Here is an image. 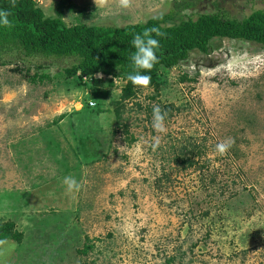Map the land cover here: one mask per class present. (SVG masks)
Returning a JSON list of instances; mask_svg holds the SVG:
<instances>
[{
    "label": "rangeland",
    "instance_id": "obj_1",
    "mask_svg": "<svg viewBox=\"0 0 264 264\" xmlns=\"http://www.w3.org/2000/svg\"><path fill=\"white\" fill-rule=\"evenodd\" d=\"M35 1L55 15L58 0ZM172 1L67 0L63 20L123 27ZM218 9L241 19L264 0H201L193 12ZM212 46L168 70L160 92L122 102L119 118L121 80L79 89L52 78L71 59L0 67V225L20 236L0 240V264H264V49ZM28 67L52 80L28 81ZM94 97L100 112L88 116ZM157 105L163 133L152 126ZM67 176L79 191H67Z\"/></svg>",
    "mask_w": 264,
    "mask_h": 264
},
{
    "label": "trees",
    "instance_id": "obj_2",
    "mask_svg": "<svg viewBox=\"0 0 264 264\" xmlns=\"http://www.w3.org/2000/svg\"><path fill=\"white\" fill-rule=\"evenodd\" d=\"M66 1L58 0L55 15L46 16L35 0H15V6H12V0H0V10H8L11 13L8 18L12 22L11 27L0 26V67L28 63L40 70L47 67L45 61L51 58L71 59L70 65L52 78L61 77L79 89L85 85L94 89L113 88L114 79L121 80L124 85L118 99L113 102L117 118L120 117L122 102L135 97L141 89L133 86L127 76L132 71V38L146 28L158 27L164 33L157 37L160 43L157 49L159 63L151 72L145 73L151 76L147 89L155 93L165 85L168 70L187 60L192 51L211 54L214 40L244 41L264 49V9L254 10L238 19L230 18L220 9L211 13L193 12L201 0H174L168 12L145 22L123 27L84 23L66 25L64 9H74V5H66ZM29 68L28 81L41 83L52 80L46 73L29 75ZM99 74L103 77H98ZM182 80H188L187 76L183 75ZM93 101L95 107L84 106L83 111L88 116L100 112L97 98L94 97ZM19 237L9 224L0 225V240L18 241Z\"/></svg>",
    "mask_w": 264,
    "mask_h": 264
},
{
    "label": "clouds",
    "instance_id": "obj_3",
    "mask_svg": "<svg viewBox=\"0 0 264 264\" xmlns=\"http://www.w3.org/2000/svg\"><path fill=\"white\" fill-rule=\"evenodd\" d=\"M118 7L128 9L132 6V0H116ZM109 0H95L96 6L106 7ZM12 6H15V0H12ZM10 12L8 10H0V26L11 27L12 22L9 20ZM164 33L158 27H150L133 36L131 45L134 51L131 54L132 71L128 73L127 79L133 86L147 88L151 84V76L145 73L152 71L154 66L159 63L157 49L160 47L157 37H162ZM92 107H95L94 101ZM167 116L157 105L153 108V128L160 133L165 131L164 121ZM235 141L232 138L219 142L215 147L216 154L224 156L232 147ZM159 146V140H156L152 147L155 150ZM64 184L67 185V191H79L81 185L72 176L64 178Z\"/></svg>",
    "mask_w": 264,
    "mask_h": 264
}]
</instances>
